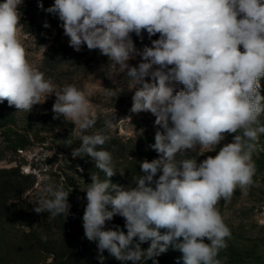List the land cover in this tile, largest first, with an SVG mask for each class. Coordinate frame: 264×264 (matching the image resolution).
Masks as SVG:
<instances>
[{"label": "clouds", "instance_id": "obj_1", "mask_svg": "<svg viewBox=\"0 0 264 264\" xmlns=\"http://www.w3.org/2000/svg\"><path fill=\"white\" fill-rule=\"evenodd\" d=\"M23 3H0V103L29 113L54 94V119L63 116L79 126L81 143L72 157L90 156L108 177L92 176L84 190V236L97 243L100 264L105 250L124 264H139L169 245L182 253L184 264H220L216 257L231 231L216 205L253 183L251 142L264 134V0H54L46 9L58 15L70 47L98 49L134 82L132 113L155 117L150 147L158 158L139 162L142 175L128 188L110 182L116 174L112 155L98 150L110 137L88 134L96 123L89 97L74 85L55 91L27 59L18 38ZM144 31L159 38L138 49L132 34L142 40ZM137 56L138 65H130ZM177 83L183 88L177 90ZM101 91L115 95L114 89ZM105 124L111 127L110 120ZM226 135H233L232 142L214 157L177 162L178 154L197 146L215 151ZM43 190L51 198L38 201L34 211L67 217L69 193L51 183ZM116 215L124 218L126 232L106 227Z\"/></svg>", "mask_w": 264, "mask_h": 264}, {"label": "rangeland", "instance_id": "obj_2", "mask_svg": "<svg viewBox=\"0 0 264 264\" xmlns=\"http://www.w3.org/2000/svg\"><path fill=\"white\" fill-rule=\"evenodd\" d=\"M39 3H43V9ZM53 4L54 0H24L20 8L18 38L26 49L27 59L56 86L55 91L74 85L85 92L92 102L90 113L96 120L88 134L108 135L127 148L121 153H111L116 174L109 178L110 182L125 188L134 187L136 178L142 175L139 162L158 158L150 147L155 142L158 127L154 124L155 117L150 112L130 111L134 82L127 75L118 74L107 56L98 49L88 50L86 45L79 52L69 46L58 15L46 11ZM142 36L141 40L132 34L138 49L151 46V40L159 38L157 34L149 39L146 31ZM139 62L137 56L129 64L137 66ZM260 83L264 96V78ZM102 87L114 89L115 95L101 91ZM175 87L179 90L183 85L177 83ZM55 99L54 94L45 102L42 99L29 113L14 107L12 120H2L0 125V168L18 167L22 173L31 174L33 180L18 199L28 207L27 221L0 217V264H100L97 243L84 236L82 217L87 203L84 190L92 176L101 181L108 177L95 167L90 156L72 157L73 148L81 143V132L78 125L63 116L54 119ZM0 113L3 114V110ZM106 120L111 121V127L106 126ZM259 121L264 125V114ZM233 135H226L215 151L197 146L195 150L178 154L176 160L195 159L199 163L207 156L214 157L224 144L232 142ZM251 143L256 144L251 154L255 166L253 183L244 188L238 186L230 199H221L216 205L231 231L230 238L226 239L227 247L220 249L216 257L220 264H264V134ZM48 183L69 193L68 203L74 206H70L67 217L66 214L52 217L48 212L34 211L38 201L51 198L43 190ZM124 225L125 220L119 215L106 222L107 228L118 226L126 232ZM160 232L164 234L165 230ZM149 245L150 241L141 247L147 249ZM89 250L92 256L84 255ZM103 256L104 264H124L114 257L111 260L107 250ZM153 260L158 264H184L182 253L173 245L139 264H153Z\"/></svg>", "mask_w": 264, "mask_h": 264}, {"label": "trees", "instance_id": "obj_3", "mask_svg": "<svg viewBox=\"0 0 264 264\" xmlns=\"http://www.w3.org/2000/svg\"><path fill=\"white\" fill-rule=\"evenodd\" d=\"M1 110H3V114L0 113V125L2 120L5 122L12 120L14 106L9 107L7 101H4L0 103V112ZM101 147L110 153H121L127 150L124 143L116 142L111 138L103 146H98V150ZM32 183V175L22 173L18 167L0 168V217L15 218L22 222L27 221L30 217L28 207L18 199L30 188ZM70 206H74V204ZM84 255L92 256V251ZM109 258L114 259L112 256Z\"/></svg>", "mask_w": 264, "mask_h": 264}]
</instances>
